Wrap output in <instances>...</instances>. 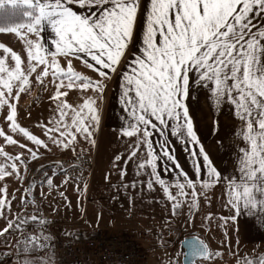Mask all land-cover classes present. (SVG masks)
<instances>
[{"label":"snow or ice","instance_id":"6c2138e0","mask_svg":"<svg viewBox=\"0 0 264 264\" xmlns=\"http://www.w3.org/2000/svg\"><path fill=\"white\" fill-rule=\"evenodd\" d=\"M71 3L90 11L78 14L69 6ZM5 5L13 8L21 6L30 11L23 13L27 23L0 27V32H12L23 38L25 32L22 30H26L35 36V40L25 39L27 72L22 66L21 56L0 45L14 61V67H9L5 59L0 58V109L6 106L3 119L7 121L8 128L13 133H22L36 148L19 143L0 131L5 144H19V148L26 149L31 159L37 158L38 149L49 147L48 142L19 127L16 122L17 111L13 101L30 84L29 76L33 72L38 82H42L49 71L54 81H60L50 97L53 100L66 95L60 91L65 86V79L68 80L66 87L79 86L102 93L103 84L99 80L81 77L73 71L70 57L83 60L100 77L108 75L105 69L115 72L121 58L127 54L138 15H141L143 33L140 55L132 60L131 73L124 74L126 83L122 84L121 98L124 111L131 118L121 129V134L136 137L130 157L137 155L141 142L148 149L146 158H141L137 164V173L150 167L148 186H152V180L157 181L170 201L185 195L186 185L195 187V181L181 171L180 175L185 180L177 183L179 191L176 197L169 192V186L156 171L157 155L152 147V137L156 135L158 140H163L170 129L172 136L185 140L186 144L191 141L195 148L199 140L185 101L193 85L204 87L216 103L227 100L234 105L235 115L242 123L236 134L242 136L248 145L239 149L242 154L238 158L239 177L228 181L229 203L237 211L242 206L246 212L264 213V20L259 25L253 23V14L257 19L264 14V0H148L146 8L141 0H0V7ZM94 7L97 10L91 11ZM46 27L52 33L49 44L43 42ZM58 57L66 60L67 69L61 67ZM40 66H43L42 70L37 71ZM193 72L195 76L191 75ZM93 104L94 99L88 97L79 112L72 109V123L68 124L64 120L67 115L65 109L71 108V105L59 102V119L55 125H41L45 128L44 135L48 141L65 149L73 145L77 134L90 141V121L98 120ZM166 143L161 144V153L174 159ZM23 155L17 152L15 156H10L0 147V156L5 160L4 164H0V180L13 175L22 178L20 166L27 169ZM198 155L203 157L207 170V178L202 183L207 186L220 181L221 173L213 166L202 145ZM115 159L119 161L122 158L116 156ZM196 172L200 174L199 166ZM121 175H124L123 171ZM6 207L11 209V200L6 188H0V215ZM175 207L176 203H173V209ZM29 219L40 225L46 223L35 215L25 220L17 216L0 229V233H7L14 226L19 229ZM185 243L188 264H194L197 258H211L207 245L199 239L193 238ZM25 246L31 249L42 247L37 236L25 238Z\"/></svg>","mask_w":264,"mask_h":264},{"label":"rangeland","instance_id":"374dc122","mask_svg":"<svg viewBox=\"0 0 264 264\" xmlns=\"http://www.w3.org/2000/svg\"><path fill=\"white\" fill-rule=\"evenodd\" d=\"M261 20H264V14L259 19L253 14L255 25H259ZM11 33L0 32V45L19 54L27 72L25 39L15 40ZM0 58L5 59L9 67H14L10 53L6 55L2 48ZM61 67L65 68L63 65ZM42 68L40 66L37 71ZM191 75L195 76V73ZM29 81L30 84L20 92L19 98L13 101L16 104V122L19 127L48 142L49 147L38 149L37 158L31 159L26 149H20L19 144H5L4 137L0 136V147L4 152L10 156L22 152L27 161L26 170L23 165L19 168L22 178L13 175L0 180V188H6L11 200V209L6 207L0 215V229L17 216L25 220L35 215L46 223L40 225L29 219L19 229L14 226L7 233H0V264H24L25 261L28 264H57L58 239L68 238L75 229L85 235L95 229L98 233L92 234L94 236L109 231L105 233L114 232L135 238L142 248L139 264H181L179 244L184 237L192 235L198 236L212 253L210 259L199 260L197 264H264V247L256 252L257 248L241 246L235 234V208L229 203L228 181L239 177L238 158L242 155L239 149L247 148L248 145L242 136L236 134L242 123L235 115L233 104L227 100L216 103L207 88L196 87L193 104L195 117L200 121L195 127L199 144L193 148L190 141L187 144L185 141L176 143L173 137L168 136L166 147L174 158L173 163L167 156H161L160 147L156 146V171L174 197L179 191L177 183L185 180L180 175L181 171L195 181L194 188L186 185L185 195L170 201L157 181L152 180V186H148L150 174L127 171L121 175L122 165H125V170H129L122 156L126 150L120 148L121 143L117 146L118 151L114 147V155L122 159L108 161L102 157L107 143L103 139L98 141L99 166H103V161L108 162L105 167L108 170H93L95 157L91 156L96 145L95 137L98 134L97 137L101 138L110 133L106 130L109 125L104 124L107 102L103 92L91 88L84 91L77 87L68 90L63 84L65 86L60 91L66 95L53 100L50 97L60 81L53 80L51 71L42 82L36 80V73L33 72ZM88 97L94 99L93 107L100 121L99 124L98 120L90 121L91 140H85L77 134V139L67 149L52 145L41 125H55L59 119V102L71 105V108L65 109L67 115L64 118L65 122L71 124L72 109L79 112ZM83 111L87 113V109ZM3 114H6V106L0 109V131L35 149L36 146L22 133H13L8 128ZM201 145L213 166L221 173L220 181L207 186L201 181V177L207 178L203 157L198 155ZM4 163V157L0 156V164ZM174 164L177 167L171 168ZM197 166L200 168L199 175ZM22 197L26 199L22 200ZM173 203H176L175 209ZM31 236H37L42 247H26L25 238Z\"/></svg>","mask_w":264,"mask_h":264},{"label":"crops","instance_id":"0c3cea01","mask_svg":"<svg viewBox=\"0 0 264 264\" xmlns=\"http://www.w3.org/2000/svg\"><path fill=\"white\" fill-rule=\"evenodd\" d=\"M141 3L146 8L148 0H141ZM69 6L74 11H76L78 14H81V15L88 14L90 11L88 8H80L75 3H71L69 4ZM4 7H11V6L5 5ZM4 7H0V9ZM96 10L97 9L94 7L91 11H96ZM22 31L25 32V36L23 38L21 36L16 35L15 33H11V35L14 36L15 40H20V39L35 40V36L33 34L27 33L26 30H22ZM142 33H143V16L138 15V20H137V24L134 30V35L132 37V40L129 42L128 48L126 50L127 54L121 58L120 64L117 65L115 72H111L105 69V71L108 72V75L105 77H100L97 71H95L94 69L88 68L83 60L77 59L76 57H70V59L72 60L73 71L76 73H79L81 77H87L88 79L93 80V81L99 80L103 84L104 97L106 96L105 99L103 98L105 102H107L106 104L107 111H106V117H105L104 124L105 126L109 125V127L106 130H108L110 133H108V135L107 134L102 135L101 138L97 137L98 134L95 137L96 145L94 147V153H93L94 155L92 154L91 156V158L95 157L93 170H96V168L97 169L103 168L102 172H107L108 170L105 168L108 162L103 161L101 163V165L103 166L101 167L99 166L100 161L98 160L99 149L97 150L98 148L97 142L98 141L100 142L101 139L105 140V142L107 143L103 151L104 155L102 157L105 159H108V161L109 159H114L116 157V155H114L115 154L114 147L119 146V143H121L120 148L122 147L121 149L123 151L126 150L122 156L125 157L127 161L125 162V164L128 165L127 167L130 171L125 170V165H122L121 168L123 172L128 171L127 173H137V164L140 162L141 158H146L147 156V153L145 152H148V149L145 148L143 146V142H141L140 147L137 149V155L135 157H130V151L133 149L134 145L136 144V137L135 135L132 137H125V136H122L121 134V129L123 127H126L128 120L131 119L129 114L124 111V104L121 102L122 91H123L122 84L126 83V81L124 80V74L131 73V62L137 55H140V48L142 46ZM51 39H52V33L50 29L46 27L43 32V42L45 44H49ZM57 59L60 65H63L65 68H67V62L63 57H58ZM96 67L98 68L99 66L97 65ZM67 83H68V80L63 81V84L67 85ZM67 88L69 90L75 87H72V88L67 87ZM77 89H81V88L77 86ZM203 89L205 88L203 87ZM195 91H196V86L193 85V90L190 92L185 102L188 106L189 116L192 118L193 130L197 134L198 131L195 129V127L196 125H198L200 121L197 117H195L196 116L195 110H194L195 107L193 104V102L195 101V96H196ZM99 122L100 121L98 120V124ZM168 136L173 137L176 143L185 141V140L177 139L176 137L172 136L170 129L168 133L163 137V140H158L157 136L154 135L152 137V147L156 155H157V152L155 149L156 146L158 145V147H160V153H161V144L164 141H168L166 139ZM114 143L116 144L114 145ZM118 150L119 149L117 147V151ZM173 160L174 159L171 160L172 163H173ZM155 165H156V160H155ZM176 167L177 166L174 164L173 167L171 168H176ZM141 171L146 174H150L152 169L149 167L147 168L146 171L145 170H141ZM201 179H202L201 180L202 182L205 180L204 177H201ZM234 217H235V231H236L235 234H236L238 243L241 246L247 247L249 249L257 248L256 252H260L261 251L260 249L264 247V213H261L260 211L246 212L244 208L241 206L239 211H237L236 208L234 209ZM105 232H109V231H105ZM92 233L96 234L98 233V230H95V229L89 230L88 234H92ZM73 234L76 235V234H82V233H80L78 229H75V231L73 230V233H71V236L69 237H72Z\"/></svg>","mask_w":264,"mask_h":264},{"label":"built area","instance_id":"2783aa9c","mask_svg":"<svg viewBox=\"0 0 264 264\" xmlns=\"http://www.w3.org/2000/svg\"><path fill=\"white\" fill-rule=\"evenodd\" d=\"M57 264H139L142 248L127 235L103 233L58 239Z\"/></svg>","mask_w":264,"mask_h":264},{"label":"trees","instance_id":"16d2710c","mask_svg":"<svg viewBox=\"0 0 264 264\" xmlns=\"http://www.w3.org/2000/svg\"><path fill=\"white\" fill-rule=\"evenodd\" d=\"M26 10L30 11V9H26L21 6H17L15 8L4 7L0 9V27H9L15 24L27 23V18L23 15L24 11ZM87 236H90V234L89 235H83V234L72 235L73 238H83Z\"/></svg>","mask_w":264,"mask_h":264},{"label":"water","instance_id":"95a60500","mask_svg":"<svg viewBox=\"0 0 264 264\" xmlns=\"http://www.w3.org/2000/svg\"><path fill=\"white\" fill-rule=\"evenodd\" d=\"M193 238H197L199 239L200 241H202L198 236H195V235H192V236H187V237H184L182 239V241L180 242L179 244V248H180V252L182 253V256H181V261L180 263L181 264H188V258L186 257L185 253L188 251L187 247H186V241H189ZM203 242V241H202ZM204 243V242H203ZM205 244V243H204ZM206 245V244H205ZM208 248V247H207ZM209 250V249H208ZM203 258H197L195 261H194V264H197V261L199 260H202Z\"/></svg>","mask_w":264,"mask_h":264}]
</instances>
